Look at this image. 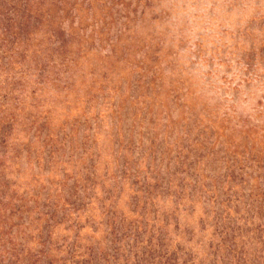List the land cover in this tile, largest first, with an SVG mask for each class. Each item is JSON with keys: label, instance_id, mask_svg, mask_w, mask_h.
<instances>
[{"label": "rangeland", "instance_id": "374dc122", "mask_svg": "<svg viewBox=\"0 0 264 264\" xmlns=\"http://www.w3.org/2000/svg\"><path fill=\"white\" fill-rule=\"evenodd\" d=\"M0 264H264V0H0Z\"/></svg>", "mask_w": 264, "mask_h": 264}]
</instances>
